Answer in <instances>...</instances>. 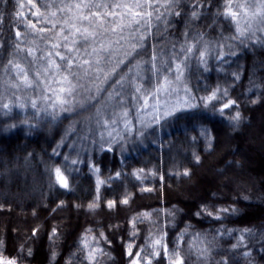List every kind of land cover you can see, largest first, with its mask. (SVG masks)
I'll use <instances>...</instances> for the list:
<instances>
[{
    "label": "trees",
    "instance_id": "1",
    "mask_svg": "<svg viewBox=\"0 0 264 264\" xmlns=\"http://www.w3.org/2000/svg\"><path fill=\"white\" fill-rule=\"evenodd\" d=\"M136 2L0 0V104L12 101L11 112L0 109V259L14 264H132L143 249L139 264L153 251L160 255L151 257L152 264H171L173 252L184 264H264V149L257 144L264 143V125L258 123L261 116L264 121V33L234 38L235 23L221 15L228 0H180L167 9L164 0L140 8ZM146 11L151 17L135 16ZM176 11L179 16L172 14ZM193 11L198 18H192ZM158 14H163L160 21ZM137 29V36L150 31L145 43L158 44L165 60L173 54L170 65L181 64L179 96L187 95L197 107L145 125L140 118L144 103L135 87L143 84L147 97L150 85L128 74L133 84L126 82L120 96L105 103L101 94L92 101H101L99 114L80 107L93 93L79 87L66 106L70 112L50 111L43 99L31 108V95L38 97L42 90L48 53L76 84L71 73L81 71L76 65L83 60L91 61L92 69L98 59L100 65L112 66L105 63L106 53L93 48L110 45L118 58ZM189 46L192 52L185 59L181 47ZM56 52L72 59L69 71ZM17 64L36 86L21 84ZM95 74L90 70L80 83L91 86L88 81ZM216 90L217 109L235 101L223 115L200 106V97ZM121 97L122 105L117 104ZM19 99L23 110L15 106ZM237 111L241 119L233 127L230 121ZM113 118L118 124L129 121L134 131L109 135ZM56 167L71 190L54 183ZM185 170L189 175H183ZM90 204L95 207L90 209ZM156 240L161 243L153 248Z\"/></svg>",
    "mask_w": 264,
    "mask_h": 264
},
{
    "label": "snow or ice",
    "instance_id": "2",
    "mask_svg": "<svg viewBox=\"0 0 264 264\" xmlns=\"http://www.w3.org/2000/svg\"><path fill=\"white\" fill-rule=\"evenodd\" d=\"M28 3L32 4L33 0H28ZM159 3V0H144V3L141 4L139 0L136 2V7H151L154 4ZM180 0H164V7L167 9L169 6H175L179 5ZM231 3L232 0H228V7L226 8L225 12L221 13L225 17V19L229 20L230 23H235L236 25V32L238 34L237 37L234 38H239V36H244L245 35V29H242L240 27V20L238 17L241 16V12L234 11L231 8ZM256 3V10L252 13L253 16H262L264 17V0H255ZM79 7V5H77ZM96 7H101V5L97 4ZM113 7H120L119 4L113 5ZM125 7H128V5H125ZM238 7L243 11V14L246 16L248 15L247 9L245 8L244 4H239ZM155 11L159 13V9L156 8ZM38 14V13H34ZM176 16L180 15L179 11H176L172 13ZM98 15V14H97ZM108 15H113V13H108ZM148 16L151 17L152 12H136L135 16ZM163 14H158L156 16V19L158 21L161 20V16ZM192 18L196 19L198 18V13L196 11H193L191 13ZM87 19V17H85ZM163 23H166L165 21H162ZM264 22V21H262ZM135 24L140 25V20H135ZM145 25L147 28L150 29L151 27V21H145ZM32 28H35V25H30ZM250 27V25H249ZM113 31L116 29L113 28ZM122 30V29H121ZM77 31H79L77 29ZM261 31H264V29H261ZM138 32V29L132 33V42L130 43L129 47L127 50L123 51L122 54L118 58H114V51L111 49V46L109 45L107 48H105L104 45L100 46L99 51H102L106 53L107 59H105V63L111 64L112 66L108 68V70L105 72L102 67H99L100 65V60H96V64L98 67L95 69H92V62L89 60H83L82 63L76 65L78 69H80V72H73L71 73L74 78H76L77 83L72 84L71 81H68L69 87L68 88H63L61 87L60 91L65 92L68 97L73 96V93L76 91L77 87L82 88L86 93H93V95H89L86 97V103L82 102L80 103V107L89 110V109H95L96 113L99 114L100 108L97 107L98 103H101L100 100H96V103H93L92 101L95 100L97 97H101V94H103V100L105 103H110L115 99L116 96H120V93L123 91L125 88V83L129 86H132L133 81L128 79V74H133L134 76H139L141 80L147 79L148 84L150 85L149 89H146V91L149 92V95L147 97L144 96L142 93V88H144L143 84H140L139 86L135 87V92L141 93L140 99L143 100V103L145 106L148 104V99H156L159 97V94L161 92L171 94L172 92H176L177 89L175 88V83L178 81H181L182 75H183V68L181 64H176L174 67L169 64V60L173 58V54H169L168 60L164 59V53L163 51H157V45L153 44H146L145 41L148 39V37L151 35L150 31L146 33H140L138 36L136 34ZM159 34V31H158ZM21 33L19 31L16 32V36L19 37ZM92 36L91 33L84 35L83 36V42L80 44L81 47H84L85 44L88 43L89 38ZM67 39V37H65ZM123 39V37H121ZM115 43L120 44V40H117ZM243 43V41H241ZM261 45L264 46V41H261ZM53 47H56V45H53ZM147 49V51H146ZM93 52H98L97 49L93 48ZM181 52L185 53V59H187V54L192 52V47L189 46L187 49H184L181 47ZM29 54H32V50L29 49ZM49 56L52 55V53H48ZM56 56L59 57L61 61H65V71H69L73 67L72 59L67 58L63 55H61L59 52L55 53ZM144 55H148L149 59L148 60H143L142 57ZM200 56H203L204 53L201 52L199 53ZM101 59H104V57H101ZM157 61H159V66L157 65ZM11 64V61H9ZM50 63H53L55 68L57 70L60 69L59 64H55V62L50 61ZM183 63V62H181ZM147 64L149 67L147 69L144 68V65ZM88 67H85V66ZM16 69H18L17 75L23 73V83L25 87L31 88L33 87V81L29 80L27 73L25 70L19 65H14ZM123 68V71L120 69ZM90 70L96 73L89 81V85L91 86H86L83 83H80L81 80H84L89 77ZM47 71V69H45ZM144 71H147L150 75L147 77H144L142 73ZM103 74V78H101L100 74ZM169 73L172 75V79L169 78V75L165 74ZM37 77L39 76V73L36 74ZM64 80L67 81V76L64 77ZM155 82L153 83V81ZM96 81H99L100 83L97 84ZM57 84L60 83L59 80L56 81ZM101 85H104L103 87ZM39 86V85H37ZM107 89H111V91H107ZM186 92H189L186 87L184 89ZM217 91H211V95L207 97H200L201 104L200 106L204 109H209L212 112L219 111L220 115L224 114V109L231 107L233 104H235V101H228L223 104L222 108L217 109L216 104L213 103V101L218 102V97H217ZM223 96H227V92L224 91ZM223 97H220L219 99H222ZM192 99H195L194 97ZM59 103L61 105L70 103L69 100L63 99L60 100ZM179 103V101H178ZM183 103L187 106V108H195L197 107L196 104L191 103L188 100H184ZM117 104L122 105L123 104V97L119 101H117ZM211 105V108H210ZM16 107L20 108L23 110L25 108V105L19 104L15 105ZM30 106L33 109L37 108V102L35 100L30 101ZM0 109H8V112H11V108L7 103L5 104H0ZM178 110H186V109H178L176 107H173L172 111L167 112L166 115H173L176 111ZM45 112H47V109H44ZM62 111L65 112H70V108H62ZM7 114V113H5ZM48 115H53L52 113H47ZM128 113L125 111L123 113V116H127ZM53 119H55V116L53 115ZM241 117L239 112L237 111L235 115L231 117V123L233 127L237 126L239 124ZM99 122V121H98ZM115 118H113L112 123L115 124ZM105 123H107L105 121ZM206 131V130H203ZM111 135V133H109ZM197 160L199 159L198 157L196 158ZM65 160H67V157H65ZM72 164H76L77 162L75 160L71 161ZM66 171L69 172V175H71L70 170L67 168L65 169ZM52 174L55 177L54 183L58 184L61 188H64L66 190H71L70 184L68 179L65 177L64 173L61 171L59 167H56L52 170ZM183 175L187 176L189 175V172L185 170ZM117 176H119V173H117ZM127 200L122 201V203H127ZM114 205V202L109 203V207H112ZM95 205L90 204L89 208H93ZM220 211L227 212L228 209H221ZM199 215V213H197ZM211 215V213H209ZM219 218V217H217ZM244 231H250L249 229H245ZM240 240L243 241V236L240 237ZM160 240H156L154 244L152 245L153 248L155 246L160 245ZM233 247H237V245H233ZM131 246H129V251L128 255L132 256L131 252ZM144 250L141 249L136 253V257L133 259L132 264H139V258H140V253L143 252ZM165 252H167V247L165 246ZM91 255V254H90ZM160 255L159 252L153 251L146 255L144 257L145 264H152L151 257L156 256L158 257ZM173 255L176 257L175 260L171 261V264H184L183 258L179 256L178 253L173 252ZM245 255H248V253H245ZM0 264H3L2 261H0ZM9 264H14L13 261H9Z\"/></svg>",
    "mask_w": 264,
    "mask_h": 264
},
{
    "label": "rangeland",
    "instance_id": "3",
    "mask_svg": "<svg viewBox=\"0 0 264 264\" xmlns=\"http://www.w3.org/2000/svg\"><path fill=\"white\" fill-rule=\"evenodd\" d=\"M239 2H241V1H237V0L232 1L231 8L234 11L241 12V16L238 17V19L240 20V27L242 29H245L246 30L245 33L249 34V35L253 34V33H255L256 35L257 34L261 35V33H264V31H261V29H264V22H262V21H264V17L252 15V13L256 10L255 0H250L249 3L241 2V4H244L245 8L247 9L248 15H246V16L243 14V11L238 7V5L240 4ZM249 25H250V27H249ZM99 49H100V47H99ZM99 49L97 48L98 51H99ZM61 55L67 57V55H65L64 53H61ZM47 58L49 59L47 66L45 65V69H47V71H45V69H44V72L41 74L42 78L39 76L40 82H41L40 86L42 89L41 93H39L38 97L31 95V97H32L31 101L35 100L37 102V106H38L39 100L43 99V105L48 110L57 111L58 113H62L63 112L62 108H66L67 105L71 104L73 102V98H74V96L68 97L65 92L60 91L61 87H63V88L69 87L68 81L72 80L70 77L71 75L69 73L62 74L60 72V70H57L55 68L53 63H50V61H53V62H55V64H57L56 60L53 59L52 55L51 56L48 55ZM99 67H102L104 69V71L106 72V70L109 66L107 67V64H106V65H100ZM18 71L19 70L17 69L16 74L18 73ZM23 75H24L23 73L18 75L19 81L21 82L22 85H24ZM65 76H67V81L64 80ZM29 80L32 81V79H30V78H29ZM57 80L60 81L59 84L56 83ZM33 86H36L34 81H33ZM174 86L177 89L176 92H172L170 95L167 93L161 92L159 94L158 98L148 99L147 106L144 105V107L142 108V112L140 114L141 121L145 125L156 124V123L160 122L161 120H163L164 118L171 116V115H166V113L172 111L173 107H176L178 109H187V106L183 103L184 100H188L191 103H193V101L187 95L181 96V97L179 96V93L181 91H183V87H182L183 84L181 83V81L176 82ZM63 99L69 100L70 103L61 105L59 103V101L63 100ZM16 101L18 102V105H19L20 99L16 100ZM178 101H179V103H178ZM11 102L12 101L10 99H7L4 102V104L7 103L10 107ZM122 120L123 121H121L119 124H118L119 121L115 120L116 122H115V124H113V127L110 128L109 133L113 134V133H118L120 131L121 132L122 131L123 132L124 131H129V132L134 131V127L129 121H127L125 119H122ZM263 122L264 121H263L262 116H261L258 123L261 125H264ZM111 129H112V131H111ZM117 136H118L117 134H114V137H117ZM249 144H251V145L252 144H255V145L258 144L261 148L264 149V143L263 142L256 144V143H253L252 141H250ZM213 175L214 174L212 173V175H208V176L212 177ZM216 180L220 181L219 178ZM183 195L186 196L185 194H183ZM191 195H195V194L192 192ZM0 261H2L3 264H9V260L0 259Z\"/></svg>",
    "mask_w": 264,
    "mask_h": 264
}]
</instances>
